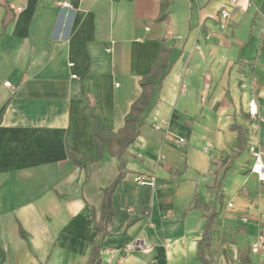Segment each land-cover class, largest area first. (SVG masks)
Returning a JSON list of instances; mask_svg holds the SVG:
<instances>
[{
  "label": "crops",
  "instance_id": "crops-1",
  "mask_svg": "<svg viewBox=\"0 0 264 264\" xmlns=\"http://www.w3.org/2000/svg\"><path fill=\"white\" fill-rule=\"evenodd\" d=\"M161 1L0 0V264H87L96 242L102 264H203L213 207L210 258L246 264L250 249L264 264V248L251 252L264 240V181L248 150H264V121L251 127L264 119V0H236L226 29L231 0H171L159 20ZM162 39L170 62L123 155L101 239L92 208L99 218L121 160L106 151L78 165L68 148L84 162L98 155L92 106L104 128L124 126ZM135 241L145 248L126 251Z\"/></svg>",
  "mask_w": 264,
  "mask_h": 264
},
{
  "label": "trees",
  "instance_id": "trees-1",
  "mask_svg": "<svg viewBox=\"0 0 264 264\" xmlns=\"http://www.w3.org/2000/svg\"><path fill=\"white\" fill-rule=\"evenodd\" d=\"M171 0L161 1V13L159 20H165L168 18V8ZM171 48L167 46L165 40L162 39L161 48L158 57L153 62L150 70L142 76L140 79L141 93L136 101L132 104L131 110L125 118L124 126L114 131L112 129L104 128L101 122V115L96 107L92 106V112L94 116V131L93 134L99 142V152L95 158H85V162L82 161L80 156L73 149L68 148V154L71 160L78 165H87V162H94L99 160L103 154L107 151L112 156H118L121 160L119 165V173L116 179L111 185L104 188V198L102 207L100 210V216L97 218L95 209L92 208L93 227L97 231L98 236L103 239L109 234L108 224L111 222L114 216L113 208V196L114 193L126 174V161L123 157L128 147L136 140L140 133V125L144 113L148 111L154 104L153 95L155 88L162 81L167 66L171 58ZM239 147H244V136L242 131L238 134ZM217 212L215 208H210L206 213V223L202 232V236L198 242V256L203 264H216L213 259L210 258V247L212 243V228L215 224V218ZM22 236L27 238L26 232L23 228H20ZM250 249L247 253H240V259L246 264H251L249 258ZM87 264H102L101 258V243L96 242L94 244L90 259Z\"/></svg>",
  "mask_w": 264,
  "mask_h": 264
},
{
  "label": "built area",
  "instance_id": "built-area-1",
  "mask_svg": "<svg viewBox=\"0 0 264 264\" xmlns=\"http://www.w3.org/2000/svg\"><path fill=\"white\" fill-rule=\"evenodd\" d=\"M236 0H231L229 4H224L219 11V22H220V27L222 29H226L228 27L229 21L232 17V10L231 7L233 4H235ZM58 4L62 7L66 8H71L72 4L68 1H63V2H58ZM22 7L19 6L17 7V10H21ZM7 84L10 85V82H7ZM207 87H209V84H207ZM250 113L256 114L257 109H256V104L253 102L250 105ZM263 122L264 119L260 118L259 121L253 122L251 127L254 132L258 130L259 123ZM157 128H160V126H157ZM185 139L184 138H177V143L182 144L184 143ZM212 147V145H208L205 147L206 150H209V148ZM248 150L250 154L253 157V166H252V171L257 174L259 180L264 181V150L261 148V146L257 142H252L248 145ZM136 182H138L141 185H154L155 183V178L151 177L146 178L144 176H137L134 178ZM244 221H247V217L242 218ZM145 248L142 246V244L139 241L132 242L128 244L125 248L126 251H131L137 248ZM264 248V240L262 238H259L257 241L251 244V252L252 253H259L262 249Z\"/></svg>",
  "mask_w": 264,
  "mask_h": 264
}]
</instances>
